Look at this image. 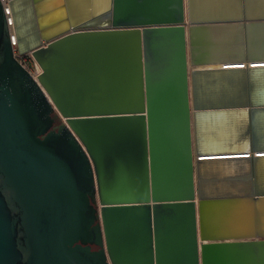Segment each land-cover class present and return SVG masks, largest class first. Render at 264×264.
I'll use <instances>...</instances> for the list:
<instances>
[{
    "label": "water",
    "instance_id": "1",
    "mask_svg": "<svg viewBox=\"0 0 264 264\" xmlns=\"http://www.w3.org/2000/svg\"><path fill=\"white\" fill-rule=\"evenodd\" d=\"M249 1L0 0V264H264Z\"/></svg>",
    "mask_w": 264,
    "mask_h": 264
},
{
    "label": "bare ground",
    "instance_id": "2",
    "mask_svg": "<svg viewBox=\"0 0 264 264\" xmlns=\"http://www.w3.org/2000/svg\"><path fill=\"white\" fill-rule=\"evenodd\" d=\"M210 0H195V4H196V8L198 9L199 12H209V11H216V12H232L234 10V8H236L237 4V0L234 1V4L232 5V7L230 6L231 3H226L225 0H216V2H218V4L216 5L213 2H209ZM251 1V9L254 8H260V4H261V0H250ZM249 1V2H250ZM188 3L189 0H187V9H188ZM230 4V5H229ZM215 6H217V8H214ZM244 65L246 66H264V60H252L249 59V61H244L243 62ZM222 65H229V66H224V67H213V68H238V67H243L244 65H241L240 61L237 62H233V65H231V63H225ZM202 68V66H200V69ZM196 69V68H195Z\"/></svg>",
    "mask_w": 264,
    "mask_h": 264
},
{
    "label": "built area",
    "instance_id": "3",
    "mask_svg": "<svg viewBox=\"0 0 264 264\" xmlns=\"http://www.w3.org/2000/svg\"><path fill=\"white\" fill-rule=\"evenodd\" d=\"M14 56L29 71V73L37 80L42 72V67L33 55V51L20 52L17 45L14 44Z\"/></svg>",
    "mask_w": 264,
    "mask_h": 264
},
{
    "label": "crops",
    "instance_id": "4",
    "mask_svg": "<svg viewBox=\"0 0 264 264\" xmlns=\"http://www.w3.org/2000/svg\"><path fill=\"white\" fill-rule=\"evenodd\" d=\"M81 1V12H84V10L86 8H88V4L92 1V4L96 6V9H101L102 6H104V3L106 2V0H80ZM217 5L218 2H216V0H210L209 2H213ZM235 0H225L226 3H231V7L234 4ZM186 6H187V0H186ZM214 8H217V6H215Z\"/></svg>",
    "mask_w": 264,
    "mask_h": 264
},
{
    "label": "rangeland",
    "instance_id": "5",
    "mask_svg": "<svg viewBox=\"0 0 264 264\" xmlns=\"http://www.w3.org/2000/svg\"><path fill=\"white\" fill-rule=\"evenodd\" d=\"M27 20H29V19H25L26 22H27ZM26 29L31 31L32 27H31L30 23L28 24ZM245 176L246 175H244V174L242 175V177H245Z\"/></svg>",
    "mask_w": 264,
    "mask_h": 264
},
{
    "label": "flooded vegetation",
    "instance_id": "6",
    "mask_svg": "<svg viewBox=\"0 0 264 264\" xmlns=\"http://www.w3.org/2000/svg\"><path fill=\"white\" fill-rule=\"evenodd\" d=\"M92 248H93V249H98L99 247L93 244V245H92Z\"/></svg>",
    "mask_w": 264,
    "mask_h": 264
}]
</instances>
